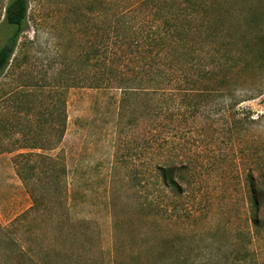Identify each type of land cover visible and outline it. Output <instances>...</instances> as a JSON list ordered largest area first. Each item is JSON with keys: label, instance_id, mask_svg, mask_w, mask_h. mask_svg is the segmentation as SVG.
<instances>
[{"label": "rangeland", "instance_id": "rangeland-1", "mask_svg": "<svg viewBox=\"0 0 264 264\" xmlns=\"http://www.w3.org/2000/svg\"><path fill=\"white\" fill-rule=\"evenodd\" d=\"M125 1L136 0H30L0 77V264H264V219L253 224L247 190L264 174V62L260 46L242 45L264 37V0H211L208 21L189 16L187 28L211 33L196 44L206 62L212 50L245 58L228 72L230 92H205L197 113L171 100L185 79L181 49L161 53L174 69L165 92L152 79L91 88L89 55ZM141 26L127 19L121 36ZM166 161L193 175L184 197L163 184Z\"/></svg>", "mask_w": 264, "mask_h": 264}, {"label": "trees", "instance_id": "trees-1", "mask_svg": "<svg viewBox=\"0 0 264 264\" xmlns=\"http://www.w3.org/2000/svg\"><path fill=\"white\" fill-rule=\"evenodd\" d=\"M179 2L178 0H136L131 4L126 2L125 6L121 4L115 16L104 21L105 32L102 42L104 47L101 48L100 43L98 44L101 41L99 38L89 55L91 62L95 61L93 64L99 72V75L97 74L91 82V88L117 86L124 92H130L141 90L135 87L137 82H144L146 79L151 82L152 79L153 85L156 86L155 90L165 92L167 85H163L166 83L164 79L168 78L170 70L174 69L170 65L169 74H167L163 66L160 67L161 53L165 48L167 50L172 48L174 54L181 49V55H185V60L179 69L185 79L176 88L177 97L171 98L175 102L178 101L180 109L185 108L189 112L197 113L203 108L205 92L211 93L217 89L230 92V88L227 87L230 80V77L227 79L228 72L239 66L245 58L241 55H230L221 50H212L205 52L209 55L206 62L207 59L204 60V55L202 56L201 50L196 45L200 40L198 36L205 31L200 29L199 32H195L192 28H187V24H190L193 19L189 17L192 16V12L199 15L202 22H205L208 18L210 19V11L216 7V4L211 0H184L181 4ZM150 7L153 10L145 13V10ZM29 9L30 0H9L5 7L4 18L0 20V34L6 36L0 47V77L10 65L20 37L28 25ZM160 9L163 12H160ZM127 19L131 21L140 19L142 32L137 34L133 32L131 35L122 37ZM147 23L148 26H145ZM205 33L209 36L211 34L210 32ZM240 37L241 42L246 41L244 36ZM247 43H244L245 45L242 43V45L249 54L256 53L257 45L261 47L259 54L264 62V37H261L256 44L248 41ZM126 61H133V65H127L129 69L123 73L119 67ZM167 82L171 83L170 79ZM218 92L223 94L221 91ZM164 108H168V103ZM26 157L20 154L16 160L18 174L25 183H27V174L30 170V167L23 162ZM186 170L187 168L185 169L184 166L174 161H166L159 168L163 184L178 198L188 194L189 191L186 189L193 182V175ZM247 190L252 210L251 220L258 227L264 219V174L257 177L250 174ZM34 200L36 203L35 198ZM245 256L249 257V254L246 252Z\"/></svg>", "mask_w": 264, "mask_h": 264}]
</instances>
